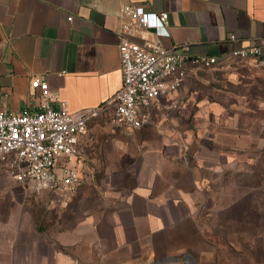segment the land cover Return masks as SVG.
<instances>
[{
    "label": "crops",
    "instance_id": "crops-1",
    "mask_svg": "<svg viewBox=\"0 0 264 264\" xmlns=\"http://www.w3.org/2000/svg\"><path fill=\"white\" fill-rule=\"evenodd\" d=\"M126 5L167 12L168 25L157 34L176 53L216 57L219 65L232 61L230 54L236 49L260 47L264 54V0H101L96 6L94 0H0V108L14 113L37 110L41 102L37 80L46 81L75 114L112 98L122 87L117 30ZM197 71L177 93L149 108L148 115L149 124H171L176 120L160 116L176 107L182 116L189 113L181 123L192 121L198 128L193 152L198 165L192 175L193 189L199 190L200 184L210 186L223 173L258 171L264 137L256 136L248 122L226 106L195 98L190 82ZM177 155L178 144L168 140L146 151L137 183L104 215L107 232L91 217L76 223L89 224L88 231L57 232L55 225L40 229L25 211L17 218L0 214V264L149 260L155 238L194 216L189 195L163 176V163L178 161ZM203 172L213 179L204 178Z\"/></svg>",
    "mask_w": 264,
    "mask_h": 264
},
{
    "label": "rangeland",
    "instance_id": "rangeland-1",
    "mask_svg": "<svg viewBox=\"0 0 264 264\" xmlns=\"http://www.w3.org/2000/svg\"><path fill=\"white\" fill-rule=\"evenodd\" d=\"M190 88L195 98L226 106L234 116L248 122L256 136L264 137L261 60H232L210 70H198ZM176 108L160 116L175 123L148 124L127 136L115 132L102 119L90 122L80 140L83 184L74 196H53L38 182L20 184L6 169H0V214L17 218L25 211L40 229L55 225L57 232L81 228L88 231L89 224H79L81 219L91 217L92 223L100 220V230L104 232V215L119 206L137 183L146 151L168 140L178 144V161L164 162L163 176L189 195L194 216L155 238L150 259L171 257L174 264L186 260L191 261L189 264H264V154L261 167L253 174L233 171L213 179L212 174L203 172V177L213 179V183L193 189L198 128L192 121L181 123L189 113L182 116ZM201 129L207 132L206 127ZM144 262L140 259L135 263Z\"/></svg>",
    "mask_w": 264,
    "mask_h": 264
},
{
    "label": "built area",
    "instance_id": "built-area-1",
    "mask_svg": "<svg viewBox=\"0 0 264 264\" xmlns=\"http://www.w3.org/2000/svg\"><path fill=\"white\" fill-rule=\"evenodd\" d=\"M100 1L94 0V6ZM120 18L122 87L112 98L75 114L46 81L37 80L41 98L37 110L14 113L0 108V169H6L18 183L38 182L59 196L76 195L83 184L78 143L90 121L103 118L124 136L140 131L149 124V108L177 93L191 72L210 70L220 63L216 57H193L167 49L157 34L168 25L167 12L126 5ZM230 57L241 61L262 57L264 63L260 47L236 49ZM174 263L169 257L139 264Z\"/></svg>",
    "mask_w": 264,
    "mask_h": 264
},
{
    "label": "trees",
    "instance_id": "trees-1",
    "mask_svg": "<svg viewBox=\"0 0 264 264\" xmlns=\"http://www.w3.org/2000/svg\"><path fill=\"white\" fill-rule=\"evenodd\" d=\"M90 124V123H89ZM89 124H88V126H89Z\"/></svg>",
    "mask_w": 264,
    "mask_h": 264
}]
</instances>
